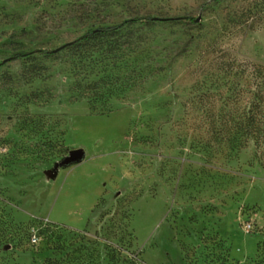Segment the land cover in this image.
<instances>
[{"label": "rangeland", "instance_id": "1", "mask_svg": "<svg viewBox=\"0 0 264 264\" xmlns=\"http://www.w3.org/2000/svg\"><path fill=\"white\" fill-rule=\"evenodd\" d=\"M259 91L264 0H0V264H264Z\"/></svg>", "mask_w": 264, "mask_h": 264}, {"label": "trees", "instance_id": "2", "mask_svg": "<svg viewBox=\"0 0 264 264\" xmlns=\"http://www.w3.org/2000/svg\"><path fill=\"white\" fill-rule=\"evenodd\" d=\"M212 2H219L221 0H211ZM155 18L152 16L145 17H135L132 19L124 20L119 24L108 25L107 27H102L96 30L88 31L83 37H81L77 42L85 41L89 43L91 40L102 38L104 36H118L123 33L129 32L134 28L141 26H149L154 23ZM87 45V44H84ZM47 55H52V51H44ZM29 54L18 53L14 56V59H19ZM254 105L250 111V115L247 118L248 124L245 127L244 123L241 121L238 123L236 128V140L235 142L239 144L242 143L243 137L249 135L253 141L255 147L260 149L264 146V93L259 91L254 95ZM246 129V130H245ZM112 260L114 258L112 257ZM230 264V263H227Z\"/></svg>", "mask_w": 264, "mask_h": 264}, {"label": "water", "instance_id": "3", "mask_svg": "<svg viewBox=\"0 0 264 264\" xmlns=\"http://www.w3.org/2000/svg\"><path fill=\"white\" fill-rule=\"evenodd\" d=\"M199 21V20H198ZM85 152L82 149H75L69 152V155L66 156L59 164L55 167V172H49L52 176L58 172L59 168L69 167L73 164H78L84 160Z\"/></svg>", "mask_w": 264, "mask_h": 264}, {"label": "built area", "instance_id": "4", "mask_svg": "<svg viewBox=\"0 0 264 264\" xmlns=\"http://www.w3.org/2000/svg\"><path fill=\"white\" fill-rule=\"evenodd\" d=\"M251 228H252V225L249 223V224L245 225L244 230L248 234V233H250ZM32 241H33V243H37V238L34 237Z\"/></svg>", "mask_w": 264, "mask_h": 264}]
</instances>
